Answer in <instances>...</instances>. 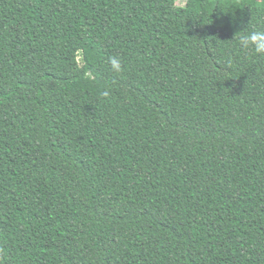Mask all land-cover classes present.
Returning a JSON list of instances; mask_svg holds the SVG:
<instances>
[{"label": "trees", "instance_id": "1", "mask_svg": "<svg viewBox=\"0 0 264 264\" xmlns=\"http://www.w3.org/2000/svg\"><path fill=\"white\" fill-rule=\"evenodd\" d=\"M260 28L264 0H0V264H264Z\"/></svg>", "mask_w": 264, "mask_h": 264}, {"label": "clouds", "instance_id": "2", "mask_svg": "<svg viewBox=\"0 0 264 264\" xmlns=\"http://www.w3.org/2000/svg\"><path fill=\"white\" fill-rule=\"evenodd\" d=\"M239 44L243 49L251 50L256 55L264 56V28L254 29L239 38ZM113 68L118 69L116 59L111 61Z\"/></svg>", "mask_w": 264, "mask_h": 264}]
</instances>
